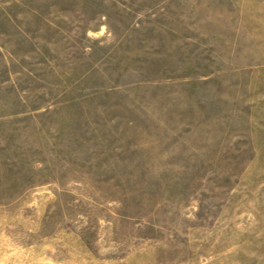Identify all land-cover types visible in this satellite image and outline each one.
<instances>
[{"label": "rangeland", "instance_id": "374dc122", "mask_svg": "<svg viewBox=\"0 0 264 264\" xmlns=\"http://www.w3.org/2000/svg\"><path fill=\"white\" fill-rule=\"evenodd\" d=\"M0 264H264V0H0Z\"/></svg>", "mask_w": 264, "mask_h": 264}]
</instances>
